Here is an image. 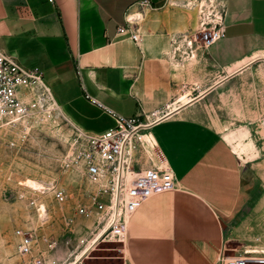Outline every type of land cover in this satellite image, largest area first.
<instances>
[{
	"label": "crops",
	"instance_id": "crops-1",
	"mask_svg": "<svg viewBox=\"0 0 264 264\" xmlns=\"http://www.w3.org/2000/svg\"><path fill=\"white\" fill-rule=\"evenodd\" d=\"M135 1L0 0V49L22 66L41 68L67 119L90 133L114 120L88 96L126 117L175 107L150 133H139L147 146L155 140V161L166 164L177 183L130 217L125 264H216L243 227L237 221L245 205L243 170L217 128L191 107L226 76L264 57V0H227L224 37L193 51L226 73L189 97L178 92V71L193 56L181 40L175 51L173 40L194 28V13L150 0L136 45L117 30L128 13L137 17ZM67 252L56 251L58 262L73 260Z\"/></svg>",
	"mask_w": 264,
	"mask_h": 264
},
{
	"label": "rangeland",
	"instance_id": "rangeland-1",
	"mask_svg": "<svg viewBox=\"0 0 264 264\" xmlns=\"http://www.w3.org/2000/svg\"><path fill=\"white\" fill-rule=\"evenodd\" d=\"M180 70L178 92L188 97L195 96L226 73L196 56ZM191 110L199 119L217 128L238 156L243 170L245 205L237 218L243 227L227 242L226 254L254 244L257 239L264 243V59L223 82ZM70 134L68 122L56 116L34 119L28 127L0 128V264H61L56 251L62 247L68 251L67 260L71 261L82 248H77L79 239L90 236L94 220L75 212L79 188L84 194L90 186L82 178L77 181V177L60 165L61 157L69 150ZM228 135L233 137L228 140ZM237 148H244L242 156ZM252 148L257 152H251ZM146 156L139 151L137 158L147 162ZM153 158H157L156 150ZM34 182L64 186L67 200L58 204L50 193L32 190ZM33 196L44 204V218H38L30 205L29 199ZM16 228L54 240L56 246L43 249L45 242L41 238L32 255L22 256L16 249ZM122 247L121 242L100 240L79 264H125Z\"/></svg>",
	"mask_w": 264,
	"mask_h": 264
},
{
	"label": "built area",
	"instance_id": "built-area-1",
	"mask_svg": "<svg viewBox=\"0 0 264 264\" xmlns=\"http://www.w3.org/2000/svg\"><path fill=\"white\" fill-rule=\"evenodd\" d=\"M135 5L140 16L130 20L128 13L125 23L117 30L120 34H128L138 45L139 22L152 9V4L150 0H136ZM164 5L188 10L195 15L194 28L173 40L175 51L179 50L181 40L189 56H193L194 50L205 51L224 37L227 0H164ZM88 98L114 120V126L90 133L74 125L64 115L42 69L22 66L0 49V128L28 127L34 119L51 116L63 118L71 127L69 150L61 157L60 165L64 171L77 177V181L82 178L90 186L84 194L79 188L75 212L94 220L90 236L79 239L77 248L82 247L79 255L100 240L123 243L128 221L142 203L153 194L174 189L177 183L173 171L166 164L156 162L149 152L150 149L154 154L155 140L147 146L139 136V133H150V128L169 113L168 105L164 110L126 117L97 98ZM139 151L147 155L148 163L139 161ZM31 189L42 194L50 193L58 204H63L68 197L65 187L55 182L41 188L31 186ZM29 203L38 218L45 217L46 208L38 197H31ZM14 235L16 249L22 256L31 255L41 238L47 249L56 246V241L45 236L39 238L31 230L27 233L16 228ZM257 241L233 254H226L225 248L216 264H264V243Z\"/></svg>",
	"mask_w": 264,
	"mask_h": 264
},
{
	"label": "bare ground",
	"instance_id": "bare-ground-1",
	"mask_svg": "<svg viewBox=\"0 0 264 264\" xmlns=\"http://www.w3.org/2000/svg\"><path fill=\"white\" fill-rule=\"evenodd\" d=\"M137 16H140V14L138 13L137 14ZM137 18V17H136ZM136 18H133L132 17V15H129L128 16V19H130V20H134V19H136ZM175 107H173V106H168V108H167V110L168 111H172L173 109H174ZM246 134V133H245ZM145 135V134H144ZM142 136V135H141ZM149 136V135H148ZM151 136V135H150ZM152 137V136H151ZM233 136H227V139L228 140H230L231 138H232ZM154 139V138H153ZM147 140V139H146ZM249 146H251L250 144H249ZM237 147V146H236ZM252 147V146H251ZM254 148V147H253ZM252 148V150H251V152H257V151H255V149H253ZM243 149L244 148H237L236 150H237V152H238V154L240 155V156H242V152H243ZM254 154V153H253ZM30 182V181H29ZM34 185L35 186H33V187H36V188H41L43 185L41 184V183H39V182H34ZM43 208H45V206L43 205ZM92 248V247H91ZM74 262V261H73ZM73 262H71V263H69V264H73Z\"/></svg>",
	"mask_w": 264,
	"mask_h": 264
},
{
	"label": "water",
	"instance_id": "water-1",
	"mask_svg": "<svg viewBox=\"0 0 264 264\" xmlns=\"http://www.w3.org/2000/svg\"><path fill=\"white\" fill-rule=\"evenodd\" d=\"M259 59H264V57H261V58H258V59H256V60H253V61H252L250 64H248V65L253 64L254 62H256V61L259 60ZM248 65H247V66H248ZM247 66H245V67H247ZM245 67L241 68L240 70H238V71H236V72H234V73H232V74H229L228 76H226V77H225L224 79H222L221 81L227 80L228 78H230L231 76H233V75L236 74L237 72L241 71V70L244 69ZM212 88H213V87H212ZM212 88H211V89H212ZM170 113H171V112L167 113L164 117L168 116ZM164 117H163V118H164ZM89 250H90V249H88V250L85 251L83 254H81L80 257L77 258V259L73 262V264H77L78 261H79V259H80L82 256H84V255L86 254V252H88Z\"/></svg>",
	"mask_w": 264,
	"mask_h": 264
}]
</instances>
